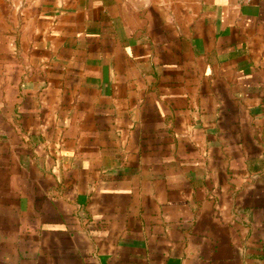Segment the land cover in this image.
Here are the masks:
<instances>
[{
  "label": "crops",
  "instance_id": "crops-1",
  "mask_svg": "<svg viewBox=\"0 0 264 264\" xmlns=\"http://www.w3.org/2000/svg\"><path fill=\"white\" fill-rule=\"evenodd\" d=\"M0 264H264V0H0Z\"/></svg>",
  "mask_w": 264,
  "mask_h": 264
}]
</instances>
